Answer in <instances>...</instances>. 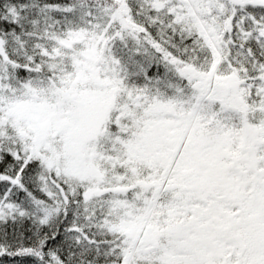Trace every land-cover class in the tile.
I'll list each match as a JSON object with an SVG mask.
<instances>
[{"label":"snow or ice","instance_id":"6c2138e0","mask_svg":"<svg viewBox=\"0 0 264 264\" xmlns=\"http://www.w3.org/2000/svg\"><path fill=\"white\" fill-rule=\"evenodd\" d=\"M0 264H264V0H0Z\"/></svg>","mask_w":264,"mask_h":264}]
</instances>
